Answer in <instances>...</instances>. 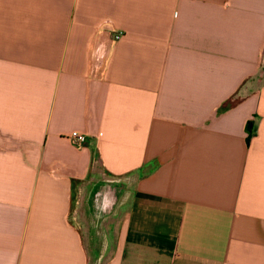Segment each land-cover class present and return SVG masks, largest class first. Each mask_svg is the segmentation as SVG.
Segmentation results:
<instances>
[{
    "label": "crops",
    "instance_id": "crops-1",
    "mask_svg": "<svg viewBox=\"0 0 264 264\" xmlns=\"http://www.w3.org/2000/svg\"><path fill=\"white\" fill-rule=\"evenodd\" d=\"M90 250L264 264V0H0V264Z\"/></svg>",
    "mask_w": 264,
    "mask_h": 264
},
{
    "label": "built area",
    "instance_id": "built-area-1",
    "mask_svg": "<svg viewBox=\"0 0 264 264\" xmlns=\"http://www.w3.org/2000/svg\"><path fill=\"white\" fill-rule=\"evenodd\" d=\"M122 32H117L115 34V38L119 39L122 36ZM65 138L70 141L72 144L76 145L77 147H83L86 143L87 136L85 133L79 131V130H72L71 132L67 133L65 135Z\"/></svg>",
    "mask_w": 264,
    "mask_h": 264
},
{
    "label": "rangeland",
    "instance_id": "rangeland-1",
    "mask_svg": "<svg viewBox=\"0 0 264 264\" xmlns=\"http://www.w3.org/2000/svg\"><path fill=\"white\" fill-rule=\"evenodd\" d=\"M114 189H112V191H110V194L109 195H111L110 197H109V200H112L113 198H114V191H113ZM93 191H95V187L93 188V189H91L90 188V186H88V188H86V190H85V192H84V195L86 196V197H88V195L92 192L93 193ZM91 195V194H90ZM78 196H79V193H78ZM81 196V195H80ZM79 200V199H78ZM114 200H115V198H114ZM77 203V207H78V210L76 211L77 213H79V211H82L84 208H87L88 207V203L85 201V203H81V204H79V202L77 201L76 202ZM114 204V203H113ZM81 206V207H80ZM85 206V207H84ZM113 206H115V205H113ZM84 221V220H83ZM82 224H83V222H82ZM109 255V254H108ZM89 256H90V264H98L99 262H101L100 260H98L97 259V253L95 254V251L93 250H90V254H89ZM105 259V258H104Z\"/></svg>",
    "mask_w": 264,
    "mask_h": 264
},
{
    "label": "clouds",
    "instance_id": "clouds-1",
    "mask_svg": "<svg viewBox=\"0 0 264 264\" xmlns=\"http://www.w3.org/2000/svg\"><path fill=\"white\" fill-rule=\"evenodd\" d=\"M113 203H114V198L112 200H109L107 197H105L104 203L98 205V211L107 212Z\"/></svg>",
    "mask_w": 264,
    "mask_h": 264
}]
</instances>
